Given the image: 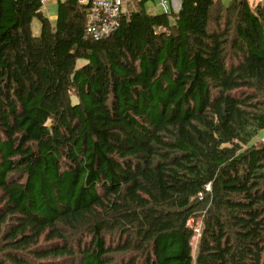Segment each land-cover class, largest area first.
Returning a JSON list of instances; mask_svg holds the SVG:
<instances>
[{"label": "trees", "instance_id": "16d2710c", "mask_svg": "<svg viewBox=\"0 0 264 264\" xmlns=\"http://www.w3.org/2000/svg\"><path fill=\"white\" fill-rule=\"evenodd\" d=\"M146 1L0 0V264H264V0Z\"/></svg>", "mask_w": 264, "mask_h": 264}, {"label": "built area", "instance_id": "2783aa9c", "mask_svg": "<svg viewBox=\"0 0 264 264\" xmlns=\"http://www.w3.org/2000/svg\"><path fill=\"white\" fill-rule=\"evenodd\" d=\"M53 0H41L44 8ZM133 0H80L90 5V16L86 26V33L93 39H102L109 36L120 24L124 15L129 17L130 5ZM164 13L179 11L181 0H157ZM264 143V137L261 139ZM209 188V187H207ZM199 227L195 230L199 231ZM199 235V232H198Z\"/></svg>", "mask_w": 264, "mask_h": 264}, {"label": "rangeland", "instance_id": "374dc122", "mask_svg": "<svg viewBox=\"0 0 264 264\" xmlns=\"http://www.w3.org/2000/svg\"><path fill=\"white\" fill-rule=\"evenodd\" d=\"M251 7L252 8H255V6L257 5V3L260 1V0H248ZM224 3H228L229 0H223ZM145 9L148 13L150 14H160V13H163V9L162 7L160 6V4L158 3L157 0H147L145 2ZM50 20L54 23L55 21V18L52 17V14L50 15ZM32 30H33V33L35 35H39L40 34V22L38 19H35L33 21V24H32ZM84 61L80 60L79 61V65H81ZM264 137V129L253 139V142L257 141V140H260L261 138ZM200 225V222L197 223V225L195 227H199ZM200 231V229H199ZM199 231H196L195 232V236L193 237L192 239V247H193V253L195 254L196 253V249H197V240H198V232Z\"/></svg>", "mask_w": 264, "mask_h": 264}, {"label": "crops", "instance_id": "0c3cea01", "mask_svg": "<svg viewBox=\"0 0 264 264\" xmlns=\"http://www.w3.org/2000/svg\"><path fill=\"white\" fill-rule=\"evenodd\" d=\"M46 14H48L49 18L52 14V17L56 19L57 15V0H53L51 2H48V4L43 8Z\"/></svg>", "mask_w": 264, "mask_h": 264}]
</instances>
